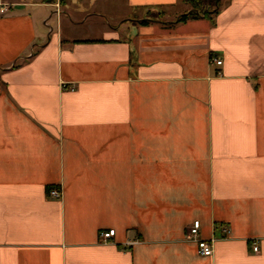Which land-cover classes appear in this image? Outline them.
Segmentation results:
<instances>
[{"label": "crops", "instance_id": "crops-1", "mask_svg": "<svg viewBox=\"0 0 264 264\" xmlns=\"http://www.w3.org/2000/svg\"><path fill=\"white\" fill-rule=\"evenodd\" d=\"M82 1L0 0V264H264V0Z\"/></svg>", "mask_w": 264, "mask_h": 264}, {"label": "built area", "instance_id": "built-area-1", "mask_svg": "<svg viewBox=\"0 0 264 264\" xmlns=\"http://www.w3.org/2000/svg\"><path fill=\"white\" fill-rule=\"evenodd\" d=\"M7 10V5L5 4H0V13H3ZM213 64L216 65H221V61L220 60H216L213 59L212 60ZM49 196L54 198V199H60L61 198V193L58 190H50L49 191ZM221 230V234L223 236H227L229 234V229L226 226H221L220 228ZM115 234L114 230H109V231H102L100 232L99 236V241L100 243L103 244H107L109 243L113 236ZM186 238L187 240L192 241V243H196L197 244V248H198V253L202 256V257H210L213 255V245L215 242V238H209V239H202L200 237V223L199 221H195L193 222L187 229V233H186ZM128 245L131 244V242L127 243ZM252 251L254 253L258 252V244L255 242L252 246Z\"/></svg>", "mask_w": 264, "mask_h": 264}, {"label": "trees", "instance_id": "trees-1", "mask_svg": "<svg viewBox=\"0 0 264 264\" xmlns=\"http://www.w3.org/2000/svg\"><path fill=\"white\" fill-rule=\"evenodd\" d=\"M190 3L192 4V10L180 16L178 22L197 17L212 18L217 13L216 8H218L219 0H190Z\"/></svg>", "mask_w": 264, "mask_h": 264}, {"label": "rangeland", "instance_id": "rangeland-1", "mask_svg": "<svg viewBox=\"0 0 264 264\" xmlns=\"http://www.w3.org/2000/svg\"><path fill=\"white\" fill-rule=\"evenodd\" d=\"M86 2H87V0L86 1H82V2H79V3H85L86 4ZM88 3V2H87ZM109 10H111V8L109 9ZM120 13V12H117V11H114V10H112V16H107L108 17V21L110 22V23H115L118 19H117V16L118 15H120V14H118L117 16L115 15V14H113V13ZM111 13V12H110ZM135 17H138L137 16V14H135ZM129 19H135L133 16H131ZM98 21H100V20H98V19H91V22L92 23H94V24H98L99 22ZM102 21V20H101ZM92 23H90V24H92ZM108 23V22H107ZM125 24V23H124ZM96 26H98V25H96Z\"/></svg>", "mask_w": 264, "mask_h": 264}]
</instances>
